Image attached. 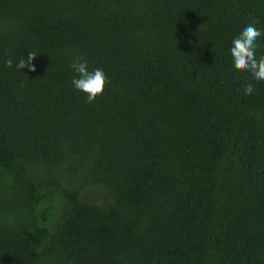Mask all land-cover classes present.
Here are the masks:
<instances>
[{
  "label": "trees",
  "instance_id": "trees-1",
  "mask_svg": "<svg viewBox=\"0 0 264 264\" xmlns=\"http://www.w3.org/2000/svg\"><path fill=\"white\" fill-rule=\"evenodd\" d=\"M249 24L264 0H0V264H264ZM77 57L110 80L92 103Z\"/></svg>",
  "mask_w": 264,
  "mask_h": 264
},
{
  "label": "clouds",
  "instance_id": "clouds-1",
  "mask_svg": "<svg viewBox=\"0 0 264 264\" xmlns=\"http://www.w3.org/2000/svg\"><path fill=\"white\" fill-rule=\"evenodd\" d=\"M264 36V30L255 27L254 24L246 25L241 33L232 41L230 53L233 60V66L242 73H250L256 82H264V55L257 57L260 48L259 40ZM37 53L30 51L27 61L22 57L17 63V68L22 69L28 67L30 71L35 72L36 68L32 65V61L36 58ZM12 60L5 61L7 67H12ZM70 67L77 74L73 78L72 84L74 88L87 97V102L92 103L95 99L102 95L106 85L110 83L106 73L101 68L89 71L88 61L84 57H77ZM254 90L252 83L245 87V94H251Z\"/></svg>",
  "mask_w": 264,
  "mask_h": 264
}]
</instances>
